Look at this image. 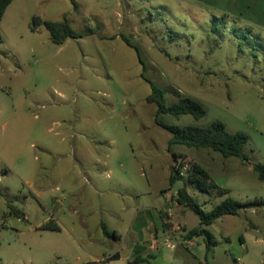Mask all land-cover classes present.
<instances>
[{
	"label": "rangeland",
	"instance_id": "obj_1",
	"mask_svg": "<svg viewBox=\"0 0 264 264\" xmlns=\"http://www.w3.org/2000/svg\"><path fill=\"white\" fill-rule=\"evenodd\" d=\"M43 22L80 37L56 45ZM0 36V264H264V205L206 227L207 249L176 201L193 164L228 190L187 185L203 211L264 200V0H13ZM153 88L206 113L157 115ZM214 121L247 137L246 162L163 128Z\"/></svg>",
	"mask_w": 264,
	"mask_h": 264
},
{
	"label": "trees",
	"instance_id": "obj_2",
	"mask_svg": "<svg viewBox=\"0 0 264 264\" xmlns=\"http://www.w3.org/2000/svg\"><path fill=\"white\" fill-rule=\"evenodd\" d=\"M13 0H0V22L8 5ZM37 20V19H35ZM41 23L40 20L37 21ZM36 22V24H37ZM45 29L48 31L51 41L56 45H61L68 38H79L66 22H43ZM2 42L0 36V44ZM148 102L158 105L159 114H168L175 117L182 115H192L195 119L202 118L206 111L204 107L197 101L190 98H181L171 106H165L162 92L153 88V93L148 97ZM163 128L171 133L172 138L170 145H182L188 148L208 149L220 153L223 157H236L242 162L248 160L243 153V148L247 143V137L243 133H229L223 123L214 121L207 126H165ZM176 156L174 154V166L169 183L172 186L175 181L182 180V167L176 166ZM253 170L258 174V179L264 181V164L254 165ZM187 185H191L198 192L211 193L215 192L219 196H226L228 190L218 187L214 184L208 173L198 164H193L186 170V179L184 186L177 191L176 201L179 205L188 207L198 218L199 224L197 227L190 230L187 238L192 239L197 236L204 235L206 237V247L209 249L215 245L212 235L205 228L213 224L217 219L231 215L236 216L239 212L246 208H257L264 205V200H254L250 202H238L231 197H226L220 204L214 207L211 211H203L198 204L194 202L192 197L187 192ZM45 229L58 230V227L53 224H48ZM106 234L107 231H105ZM118 254L112 255L109 259H118ZM138 261H142L138 258ZM198 264H211L209 262Z\"/></svg>",
	"mask_w": 264,
	"mask_h": 264
},
{
	"label": "crops",
	"instance_id": "obj_3",
	"mask_svg": "<svg viewBox=\"0 0 264 264\" xmlns=\"http://www.w3.org/2000/svg\"><path fill=\"white\" fill-rule=\"evenodd\" d=\"M240 2H244V1H247V0H239ZM152 234L153 235H155L154 233H153V231H152ZM143 249V247L142 246H139V245H137V246H135V248H134V250H133V253L136 251H140V250H142ZM116 254H118V253H116ZM118 256H119V258H120V255L118 254ZM111 256H109V257H106V258H103V259H101V261H95V262H93L94 264H110L111 262H113L114 260H111V259H109ZM118 258V259H119ZM118 259H115V260H118Z\"/></svg>",
	"mask_w": 264,
	"mask_h": 264
}]
</instances>
